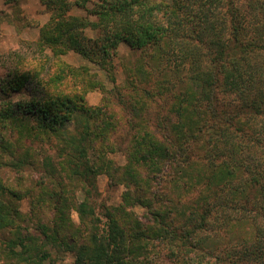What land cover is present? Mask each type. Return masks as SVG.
Here are the masks:
<instances>
[{
	"label": "trees",
	"instance_id": "obj_1",
	"mask_svg": "<svg viewBox=\"0 0 264 264\" xmlns=\"http://www.w3.org/2000/svg\"><path fill=\"white\" fill-rule=\"evenodd\" d=\"M39 1L49 17L38 38L0 52L1 94L24 95L0 102V147L8 149L5 130L18 140L43 134L63 144L59 168L67 177L79 172L92 185L105 173L124 190L105 214V232L87 199L58 186L43 191L33 204L51 203L53 217L38 223L37 240L20 229L18 189L0 178V230L14 229L7 263L49 264L56 248L73 253L74 264H144L152 239L174 264H264V0H94L90 7L89 0ZM74 7L85 15L72 14ZM121 43L162 70L179 62L184 74L176 85L163 77L141 87L150 78L141 61L126 68L133 93L126 96L113 73ZM70 51L113 84L96 106L85 98L95 79L88 66L64 60ZM169 90L167 112L153 110ZM222 92L237 102L222 100ZM118 108L128 114L124 120ZM122 128L120 166L106 153ZM200 183L205 189L183 201ZM136 205L145 208L141 219L126 211Z\"/></svg>",
	"mask_w": 264,
	"mask_h": 264
},
{
	"label": "rangeland",
	"instance_id": "obj_2",
	"mask_svg": "<svg viewBox=\"0 0 264 264\" xmlns=\"http://www.w3.org/2000/svg\"><path fill=\"white\" fill-rule=\"evenodd\" d=\"M74 1V0H71ZM92 1L87 2V6H92ZM72 14L85 15V11L82 8L74 7L71 10ZM49 14L45 10V7L39 0H0V52L14 50L20 46L21 41H35V36H38L39 27L48 20ZM93 31H89L88 34H92ZM64 60L71 65L80 66L86 65L89 67L92 77H94V86L86 94V103L91 106H96L102 101L104 96V89L113 88V84L110 82L108 74L98 68L95 64L91 63L87 59L80 56L78 53L70 51L64 56ZM114 68L113 73L116 79V84L119 87H123L122 91L127 96L132 95L131 87H128L126 83L127 71L126 68L136 66L139 62H145V68L148 70L150 78L149 82H141V87L151 88L152 80L165 79L166 85H175L179 81V76L184 74V69L178 64V68L173 67L168 70H162L161 66H158L157 62H151L147 58L140 59L139 52L131 50L126 44L121 43L118 45V54L113 59ZM175 64V62L173 63ZM151 67L153 69H151ZM132 73V71H131ZM5 74V69L0 67V78ZM165 74V75H164ZM132 75V74H131ZM141 76V74H138ZM174 85V87H175ZM114 93V92H113ZM112 97V95H110ZM221 99L224 101L235 103V95L233 93H220ZM24 95L7 94L2 95L0 92V102H6L8 99L17 100ZM172 92L162 91V94L158 96L157 104H153V110H157L163 114L167 112L169 104H171ZM226 101V102H227ZM116 113L124 120L128 114L124 113L121 109H116ZM150 110V111H153ZM126 127V126H125ZM8 132V149L2 150L0 147V178L3 182L11 188L18 189L21 197L15 202L22 214L20 221V229L23 233L29 232L37 240H42L41 233L39 231L38 223L43 222L51 224V218L53 217L52 205L49 202H44L39 206H34L33 201L36 197H39L43 191L51 192L56 190L55 187L65 188L67 196L75 198L78 201L87 199V202L94 207L96 217L98 218V226L101 228V232H105L107 225L106 212L109 208L118 206L121 203V194L124 190L123 184H112L110 179L105 173H99L93 180L92 185L84 184L81 181L79 172L71 177L66 176L65 171L60 170L59 162L62 161L63 155L60 150L62 143L50 137H46L43 134H39V138H20L18 140L17 133H11V129L5 130ZM78 131V130H77ZM77 131L74 126L70 127L71 133ZM126 129H121L113 136L111 141L115 142L110 152L106 153L107 158L111 159L115 165H123L126 162L124 151L121 149L127 141L125 140ZM24 138V139H23ZM89 151V150H88ZM62 152V151H61ZM91 152V151H90ZM25 155H28V160L24 163H20L18 160L23 159ZM24 160V159H23ZM66 162V161H65ZM207 169V168H206ZM166 173V172H165ZM155 184V183H154ZM164 182L162 183L163 187ZM83 185L87 188V192ZM205 184L192 188L189 193L184 197L183 201L189 203L192 202L191 197H195L200 191L205 189ZM158 186V185H157ZM57 187V189H58ZM24 193V194H21ZM73 195V197H72ZM128 213L132 211L135 217L141 219L145 208L140 205H136L126 210ZM71 220L75 223H79V216L75 209H70ZM12 232V233H11ZM14 233V229L0 230V264H8L5 257L6 252V240ZM17 250H20L18 247ZM167 249L157 240H150L147 245V253L144 259V264H174L173 259H169L166 255ZM73 253L66 251H58L56 248L51 249V255L47 259L49 264H74ZM143 264V263H142ZM178 264V263H177Z\"/></svg>",
	"mask_w": 264,
	"mask_h": 264
},
{
	"label": "crops",
	"instance_id": "obj_3",
	"mask_svg": "<svg viewBox=\"0 0 264 264\" xmlns=\"http://www.w3.org/2000/svg\"><path fill=\"white\" fill-rule=\"evenodd\" d=\"M37 32H38V35H39V31H37ZM34 38H36V39H37V38H38V36H35Z\"/></svg>",
	"mask_w": 264,
	"mask_h": 264
}]
</instances>
